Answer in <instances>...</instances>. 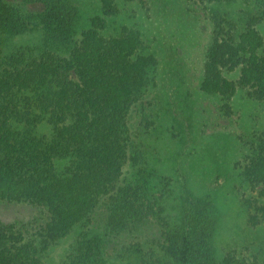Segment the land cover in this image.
<instances>
[{
  "label": "trees",
  "instance_id": "obj_1",
  "mask_svg": "<svg viewBox=\"0 0 264 264\" xmlns=\"http://www.w3.org/2000/svg\"><path fill=\"white\" fill-rule=\"evenodd\" d=\"M196 3L208 26L196 93L165 69L175 99L187 93L180 114L190 125L229 116L238 90L264 106V0ZM119 15L116 0L85 22L71 0H0V264H46L64 240L61 264H264L254 242L217 252L216 203L177 160L183 137L160 158L162 116L178 133L183 121L156 91L155 49ZM233 172L240 195L263 187L242 205L264 228L263 131L242 142ZM18 207L29 218H5Z\"/></svg>",
  "mask_w": 264,
  "mask_h": 264
},
{
  "label": "rangeland",
  "instance_id": "obj_2",
  "mask_svg": "<svg viewBox=\"0 0 264 264\" xmlns=\"http://www.w3.org/2000/svg\"><path fill=\"white\" fill-rule=\"evenodd\" d=\"M116 1L120 6V15L115 18L117 24H137L155 49L160 60L156 91L162 99L169 101L170 112L183 121L182 132L178 133L176 124L169 126V118L162 116L161 124L164 126L154 136L157 138L155 143L160 158L168 160L170 154H176L181 146L179 139L183 137L185 151L177 160L190 176L194 191L198 194H212L216 203L217 227L212 241L218 253L222 254L228 247L248 245L251 242L264 250V228L247 225L242 205L244 200L255 197L263 187L240 195L237 192L239 184L233 172V163L238 158L242 142L252 132H264V106L248 99L243 90H238L231 99L229 116L216 112V118L212 122L202 124L199 117L190 125L180 114L187 93H179L181 97L175 99V83L171 84L173 75L169 76L165 69L175 70L176 76L182 75L184 86H192V94L196 93L197 77L208 43L207 20L197 5V0ZM71 2L80 9L83 22L100 14V0ZM236 6L241 8L240 4ZM259 30L264 36V24L259 26ZM21 40H14L11 44L19 45L23 43ZM178 82L177 77L176 83ZM201 104L205 105L207 102ZM158 107L161 108V104ZM196 107L195 103L192 108L193 116L198 113ZM212 107L215 108L214 105ZM29 213L30 210L18 207L4 214L6 219L12 220L17 216L29 218ZM70 244L69 240L62 241L46 257V264H61ZM123 263L126 264V260Z\"/></svg>",
  "mask_w": 264,
  "mask_h": 264
}]
</instances>
